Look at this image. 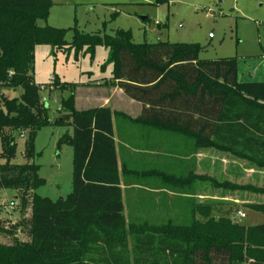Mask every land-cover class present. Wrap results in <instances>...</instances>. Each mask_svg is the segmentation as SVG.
<instances>
[{"label": "trees", "instance_id": "obj_1", "mask_svg": "<svg viewBox=\"0 0 264 264\" xmlns=\"http://www.w3.org/2000/svg\"><path fill=\"white\" fill-rule=\"evenodd\" d=\"M52 5V0H0V159L7 160L0 162V189L21 192V211L29 204L32 211L27 241L15 233L27 231L24 219L12 226L0 220V237L9 239L0 240V264H264V222H242L237 205L192 200L181 218L151 227L126 217L112 110H77V84L57 80L50 86L72 93L60 99L63 116L51 120L33 77L35 48L87 46L92 53L104 44L114 64L113 82L144 105L140 120L191 139L194 150L229 152L259 170L264 169V82L239 81L236 57L201 59L197 43H137L131 30L90 35L77 28L68 42L67 29L39 23L47 21ZM16 88L22 89L19 97L2 92ZM65 119L72 132L58 146L73 148V189L54 201L36 193L46 183L38 165L11 159L23 131L31 158L38 130L65 125ZM211 182L264 195V188ZM245 208L264 216V202Z\"/></svg>", "mask_w": 264, "mask_h": 264}, {"label": "rangeland", "instance_id": "obj_2", "mask_svg": "<svg viewBox=\"0 0 264 264\" xmlns=\"http://www.w3.org/2000/svg\"><path fill=\"white\" fill-rule=\"evenodd\" d=\"M53 5L47 21L40 25H50L67 29L65 39L72 42L77 28L86 34L114 35L118 29L131 30L137 43H197L202 46L200 58L217 60L236 57L238 62L239 81L264 82V0H169L156 4L155 0H52ZM114 64L109 60V49L104 44H97L94 51L87 46L77 50L74 47L55 49L50 44H39L35 48L34 81L42 86L41 96L50 110L51 120L63 116L60 99L69 97L71 88L50 86L59 80L61 83L84 85L111 80ZM74 94L76 88H74ZM9 97H19L21 88L2 89ZM81 104V102H80ZM81 107V106H79ZM72 132L70 122L65 125L48 124L38 130L34 139V153L27 157L26 145L29 136L18 138V146L11 162L18 164L34 163L39 166L38 174L46 183L36 193L52 200L66 198L73 189V148L69 144L59 148V140ZM1 150V141H0ZM225 151L211 149L210 169L204 174L194 173L193 180L208 179L211 203L222 204L221 197H232L247 200L240 203L247 214L241 221L246 224L264 222L261 213L251 212L245 208L248 204L264 202V195L247 190H224L212 184L235 182L239 186L264 188V172L251 170L252 165L245 161L226 163ZM228 155V154H227ZM230 156V155H228ZM6 158L0 162L5 163ZM151 175L160 177L159 172ZM168 181L174 182L176 176L165 175ZM233 181V182H232ZM204 194V191L202 192ZM21 192L12 189H0V220L5 225L25 220L26 230L19 228L16 235L22 240H29L28 229L31 220V204L21 211ZM21 197V196H20ZM11 202L15 204L11 206ZM225 206L234 203L226 202ZM23 213V214H22ZM8 241L7 237L1 238Z\"/></svg>", "mask_w": 264, "mask_h": 264}, {"label": "crops", "instance_id": "obj_3", "mask_svg": "<svg viewBox=\"0 0 264 264\" xmlns=\"http://www.w3.org/2000/svg\"><path fill=\"white\" fill-rule=\"evenodd\" d=\"M75 107L77 110L103 107L113 112L126 217L137 219L140 226L151 227L169 219L181 218L188 212L192 200L197 205L211 203L210 200H204L209 198L206 195L209 181L205 178L208 177L206 171L210 169V152L214 148L194 150L191 139L162 130L152 121L140 120L144 105L130 98L116 81L113 82L112 77L110 81L77 85ZM223 154L227 156L226 163L245 161L229 152ZM252 168L264 172V169ZM153 171L159 172L161 176L151 175ZM194 173L205 174L206 177L195 181ZM170 174L176 176L177 180L168 181L165 175ZM232 196L221 197V203L231 202L237 206L248 203L245 199L241 201ZM239 207V211H243Z\"/></svg>", "mask_w": 264, "mask_h": 264}, {"label": "built area", "instance_id": "obj_4", "mask_svg": "<svg viewBox=\"0 0 264 264\" xmlns=\"http://www.w3.org/2000/svg\"><path fill=\"white\" fill-rule=\"evenodd\" d=\"M41 87H42V86H41ZM42 88H43V87H42ZM42 88H41V89H42ZM26 133H27L26 131H23V132L20 134V137H21V138H24L25 135H26ZM10 204H11V206H13L15 203H14V202H11ZM238 214H239V216H240L241 218H245V217H246V213L243 212V211H239Z\"/></svg>", "mask_w": 264, "mask_h": 264}]
</instances>
